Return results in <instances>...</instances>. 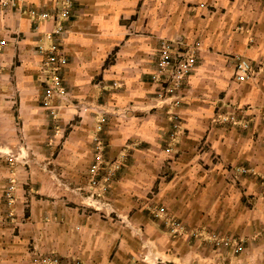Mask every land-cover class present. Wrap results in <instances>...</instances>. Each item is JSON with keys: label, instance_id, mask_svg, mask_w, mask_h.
<instances>
[{"label": "crops", "instance_id": "1", "mask_svg": "<svg viewBox=\"0 0 264 264\" xmlns=\"http://www.w3.org/2000/svg\"><path fill=\"white\" fill-rule=\"evenodd\" d=\"M54 1L17 0L14 4L0 1V150L12 147L7 144L12 140L10 137L16 136L15 126L8 127L11 122L22 121L25 131L34 136L45 122L44 107L39 103L43 86L41 56L34 52V45L53 24L43 21L42 31H34L29 9L37 6L50 10ZM246 5V0H74V14L66 23L62 43L68 56L63 78L70 97L91 105L95 111L111 110L109 120L114 127L107 141L112 150L120 149L129 140L153 146L158 138L171 135V125L168 128L165 123L171 107L153 110L157 84L151 73L160 39L190 42L204 34L208 51L217 47L252 60L264 59V19L254 31H248L246 22L250 24L252 17L247 14ZM208 7L219 11L226 8V13L210 14ZM231 13L242 23L237 32L231 30L236 19ZM255 14L256 22L263 18ZM218 25L223 32L216 37L220 32ZM206 54L203 49L202 63L185 85L180 116L187 131L176 132L175 139L166 141L161 151L159 148L154 151V154L163 151L162 156H168L165 169L171 174L169 178H158L161 165L152 154L146 160L127 163L117 176L111 177L110 190L105 195L111 200L108 207L86 209L35 195L29 210L17 208L16 219L10 221L5 220L0 201V264H35L28 256L31 242L42 250L77 257L85 264H264V198L259 192L258 178L247 174L235 178L223 175L229 172L227 165L234 164L232 152L245 153L246 161H251L247 153L255 152L254 165L264 169L260 159L263 147L257 138L260 136L257 130L263 124L255 123L242 136L231 125L228 132L218 131L214 123L209 127L216 93L223 89L230 93L232 86L224 79L225 73L231 74L224 65L213 76L203 70ZM210 61L212 66L218 65L213 55ZM246 84L232 83L243 89L240 97L246 96L247 90L250 96L244 98L251 97L256 101L254 104H264V72L256 83ZM88 111L82 114V121L84 130L89 132L91 127L94 130L97 127L100 114ZM206 131L216 151L224 148L226 166L208 160V156L202 162L189 154L195 151L198 139ZM240 163L246 165L245 161ZM156 184L159 190L149 195ZM120 195L127 200V208H118ZM147 197L165 205L175 218L187 224L188 231L171 235L138 202ZM19 199L21 202L20 195ZM251 199L249 207L247 201ZM119 211L130 217L126 225H120L116 219ZM130 228L137 235L133 236ZM195 230L202 234L219 231L231 237L237 233L248 240L241 252L235 253L231 248L217 251L188 235Z\"/></svg>", "mask_w": 264, "mask_h": 264}, {"label": "rangeland", "instance_id": "2", "mask_svg": "<svg viewBox=\"0 0 264 264\" xmlns=\"http://www.w3.org/2000/svg\"><path fill=\"white\" fill-rule=\"evenodd\" d=\"M246 1L247 14L250 18L252 17V19L249 20L250 24L249 22H246L249 26L248 31H254V27L264 21V0ZM219 9H221V11L217 10L216 8L214 9V7H208L206 10L210 12V14L212 12H215V14L226 13V8ZM255 13H257L258 17L263 18L256 22L257 17ZM206 16L204 15V17ZM231 16L236 18L235 20L233 19L234 25L232 26L231 30L237 32L241 29L242 23L237 21V16L233 15V13H231ZM252 22H254V24ZM217 27L220 28V32L216 37H219L221 36L223 29L221 25H218ZM204 37V34L199 35L196 37V39L190 42L184 40L181 41L177 38H164L168 41L174 42L181 51L193 52L196 56V64L191 72H189L188 75L183 78L182 83L178 87L176 86V89H174L172 92H165L161 96L158 95V91L161 90L160 87L161 84L164 83L163 80H173L174 72L172 71L170 66H168L167 71H162L160 67L158 68L159 56L157 51V55L154 61L155 66L151 73L152 81L157 84L156 93L154 95L156 98V108L154 106L153 110H156L158 108L164 109V107L168 109V107H171V112L170 114L167 113V121L165 122L168 125V128L169 125H171V135L167 134L169 138L166 136H162L161 138L155 140L152 143L154 147L151 146V143L144 144V142H140V140H129L125 145L120 147V149L113 147L112 150L107 141V138H110L109 131L112 130V127H114L113 122L109 120L110 115L113 114L111 110L98 109L95 111V109H93L91 105H86L82 102L80 103L78 101V98L72 99L70 97V94L66 99L58 101L57 103L55 102V104H57V115L55 117H51L48 110L45 108L43 109L45 122L43 123V125H40L38 133L35 136L34 134L31 135L25 131L22 121L19 122L17 119L15 121V124L11 122L8 127L14 128L15 126L16 136L10 137L12 140L11 142H7V144L12 145V147L7 150H0V159H4V161L0 162V180L2 181L0 182V201L5 211V220H15L17 208L22 209L23 212L28 211L30 208V201L32 197H35V195L40 199H56V201L60 204L78 205L86 209H101L102 206H107L109 203H111V200L105 197L107 192H109L110 190V180H106L107 175L113 173L112 177H115L125 168L127 163L132 164L136 160H140L142 158L146 160L150 158V156L152 157L154 151H158L157 148H159L161 151L164 148V143L166 141L176 138V136L178 135H174L176 132L178 133L179 131H187L184 126L185 120H183V118H181L180 116V108L181 106H183L181 105V103H183L185 85L188 77L194 71V69L202 63L201 54L203 49L207 50V54L203 62V70L207 74L214 75L218 73L219 70L221 71V67L223 65L227 70L231 71L230 75L225 73L224 79L225 81L230 82L232 86L230 90L232 91L229 93L223 89L216 93L214 97L215 103H213L212 107L213 120L208 121L209 127L210 124L214 123L218 131L225 129L228 132L229 130L227 129L231 125L233 126L232 128L236 129L235 132H237L238 134L240 133L242 136L247 130L250 129V127H253L255 123L263 124L262 129L257 130L260 135L259 137L257 136V138H259L258 141L262 143L261 145L263 147V151L261 152L260 159L262 161L261 166H264V104H254V102L256 101H254V99H252L251 97L244 98L247 97V95L250 96L247 93V90V95L244 97H240L241 94L244 93L243 89L240 87H234L232 85L233 81H235L234 64L236 58H251L238 52L223 51L221 48L218 49L217 47L216 49H211V47V51H208L209 49L206 46L207 44ZM210 55H213L214 60L217 61V66H212L213 63L210 61ZM256 60H252L255 64L254 73L252 74L250 79L244 81L248 82V84L256 83L261 74L264 72V59H258V61ZM219 65L220 68H217ZM166 74H168L169 76H165ZM168 85L172 86L171 84H169V82ZM247 99L251 100L249 101ZM39 103L41 104V102ZM89 109H91L90 112L92 113H99L100 117L103 116L105 118V121L100 122L98 120L95 130L91 127V130L88 132L84 130L86 126L84 125L85 122L83 123L82 121V114L85 115V113H88ZM17 112L18 110H16V113ZM259 115L262 118L258 119L257 117H259ZM255 118H257L259 121L255 120ZM215 133H217L216 130ZM238 137L239 136H237L236 138ZM230 138L233 139V137L231 136ZM253 138L255 139V137ZM210 139L211 135L206 131L198 139L195 145V151L190 152L189 154L192 155L193 158H196L200 161H202L203 159V161H205L208 156V160L216 161L217 163L220 162L224 166H226L225 163H227V158L224 157V148H221V152L216 151L212 146V140ZM13 140H16V142ZM86 143H88V151H85ZM173 154H175V156L179 155L177 152H174ZM243 154L245 153L239 154L238 152H232L230 154L235 161L234 164L227 163V170L229 172L228 174L227 172L223 173V175L232 178L241 177L240 175L245 174L253 177L256 176L260 185L259 192H261L260 194H262L261 197L264 198V169L262 168V171L260 170V167L256 168V165H254L255 152L252 151L247 153V155L250 156L249 158H251V161L244 160ZM154 155H156V162L158 161L157 164L161 165L158 178H162L163 180L168 179L171 175L168 172L169 170L165 169V162L166 159H168V156L164 157L165 153H163V151ZM172 156V158L175 157L174 155ZM10 158L13 159L10 161ZM241 161H245L246 165L241 164ZM94 163H97L99 165V172L95 177L98 179L96 185L91 181L93 174L90 171V168ZM113 164L115 167L111 166ZM1 170H4L5 173H2ZM159 187V184H156L153 189L149 191V195L156 194V192L159 190ZM19 195L22 198L21 202L19 199ZM154 199L155 198H153L152 200L151 197H149L147 200L140 199V201L138 202L143 206L144 211L149 213L153 219L158 220L163 225H165L171 235H180L188 231L187 224L178 219L183 225V230L178 233L172 232L169 229V225L165 223L163 221V218L158 214L159 207L165 208V210L167 211V217L174 216L169 212L168 208L165 205L161 204V202L157 200L155 201ZM126 201L127 200L124 198V196L120 195L118 208H127L125 204ZM18 202L19 206H16ZM252 203L253 199L247 201V205L249 207L252 206ZM129 218L130 217L127 216L126 213L123 215L120 213V211L116 217V219L119 220L120 225H126V221L128 222ZM17 221L18 220H16V222ZM130 230H132V228H130ZM214 232L215 233L202 234L195 230L188 235L191 238L201 239L207 244L214 246L217 251L223 249L222 246H218L215 243L219 239L227 240L230 242L229 246H225V248H227L228 250L230 249V246L235 242L242 243L244 250V244L248 240L247 238L239 237L237 233L236 235L233 234L234 236L231 237V234L229 233L223 234L219 233V231ZM135 234L137 235L136 231L132 230V235L135 236ZM28 248V256L30 257V261L35 264H38L34 259V256L36 254H46L51 252L56 253L55 250L52 249L42 250L41 248H39V246L34 245L32 242L29 243ZM230 250L232 251V249Z\"/></svg>", "mask_w": 264, "mask_h": 264}, {"label": "built area", "instance_id": "3", "mask_svg": "<svg viewBox=\"0 0 264 264\" xmlns=\"http://www.w3.org/2000/svg\"><path fill=\"white\" fill-rule=\"evenodd\" d=\"M3 3H15L17 0H0ZM29 14L33 18L34 31L40 33L41 23L43 21H51L53 26L51 29L44 31V36L39 37L34 45V52L41 56L40 75L42 79V97L41 104L48 110L51 117L57 115V105L55 102L64 100L69 95L68 85L64 81L63 71L68 62V56L62 50V43L66 30V23L74 14V0H55L51 9L45 7H32L29 9ZM159 65L158 68L167 71L168 66L174 72L173 80L164 79L161 84V90L158 95L165 92H172L181 83L184 77L188 75L196 64V56L190 51H181L179 47L171 41L160 39V47L158 49ZM254 62L252 59L245 57H237L235 69V81L241 83L250 79L254 73ZM165 76H169L166 74ZM171 84L172 86L168 85ZM167 84V85H166ZM177 86V87H176ZM173 94V93H172ZM100 122L105 121L103 116L99 119ZM13 158H10L11 161ZM99 165L94 163L90 168L93 174L91 179L93 184H97L98 179L95 178L99 172ZM113 173L106 176V180H110ZM158 214L163 218V221L169 225V229L178 233L183 230L182 223L172 216L167 217V211L164 207H159ZM216 245L229 246L230 242L227 240L219 239ZM230 248L234 252H241L243 250L242 243L235 242ZM38 264H85L77 257L62 255L59 253H38L34 256Z\"/></svg>", "mask_w": 264, "mask_h": 264}]
</instances>
